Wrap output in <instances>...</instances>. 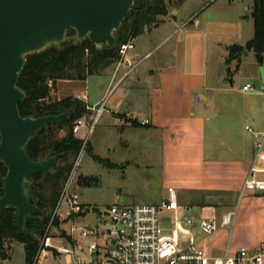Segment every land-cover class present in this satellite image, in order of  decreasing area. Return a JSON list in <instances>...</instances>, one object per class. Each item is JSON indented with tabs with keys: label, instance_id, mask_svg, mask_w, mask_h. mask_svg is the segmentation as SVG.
<instances>
[{
	"label": "crops",
	"instance_id": "crops-1",
	"mask_svg": "<svg viewBox=\"0 0 264 264\" xmlns=\"http://www.w3.org/2000/svg\"><path fill=\"white\" fill-rule=\"evenodd\" d=\"M254 4L255 0H229L218 5L207 1L193 13L184 15L180 9H177V13L172 9L171 13L158 15L156 22L130 39L138 43H133L124 57L100 73L109 75V80L102 96L93 105L88 101V93L68 94L86 103L88 110L81 118L87 120L95 115L94 110L88 107L107 100L106 95L114 90V98L108 99L106 111L114 117L113 124L122 130L137 120L135 126L156 131L164 143L170 140L174 145L177 139L181 140L179 137L187 133L188 145L193 146L194 152L200 156L196 168L200 171L201 163L202 169L204 164L208 169V181L201 183L199 188L214 189L220 194L230 193L235 197L232 204L227 206L229 209L234 206L236 211L231 228L223 227L201 237L191 231L203 249L217 256L225 254L227 249L233 253L239 247L255 248L264 244V237L260 234L264 228V190L241 195L255 154V138L246 127L264 132V92L242 91L246 83L260 88L264 84L261 70L264 63L258 62L253 50L245 48L255 32L251 16ZM234 44L244 49L227 62L229 47ZM155 49H162L159 57L146 61L138 69ZM251 54L253 59L244 62L243 58ZM246 63L250 67L243 71ZM235 68L236 72L233 71ZM241 71L247 72L248 80L239 86L238 73ZM236 78L238 84L235 86ZM81 81L87 82L88 78ZM226 81L231 83V88L223 86ZM57 82L69 84L77 81ZM222 94L225 96L221 102ZM233 98L239 103L231 104ZM216 101L223 103V106H218ZM106 111L98 118L103 117ZM222 113L224 117H220ZM143 120L149 122L144 125ZM208 125L212 129L207 134ZM195 130L199 134H195ZM193 177L196 178L195 175ZM181 203L183 199L177 196L178 208ZM79 215L69 219L70 227L76 224ZM65 230L63 239L67 240V244L83 250L84 244L79 238L85 237L78 232L79 235L76 233L72 237L67 234L69 229ZM86 239L90 242V238ZM17 243L25 248L19 241L11 242L6 248V254H10L2 262L12 257ZM48 250L45 254H48ZM63 255L67 264H71V256Z\"/></svg>",
	"mask_w": 264,
	"mask_h": 264
},
{
	"label": "rangeland",
	"instance_id": "rangeland-1",
	"mask_svg": "<svg viewBox=\"0 0 264 264\" xmlns=\"http://www.w3.org/2000/svg\"><path fill=\"white\" fill-rule=\"evenodd\" d=\"M166 1L167 13H171L172 9L175 10L174 13H177V9H180V13L184 15L197 11L207 1L215 5L229 2V0ZM152 24L147 25V27ZM71 38L72 36L69 37V39ZM130 41L132 44L136 42L134 40ZM162 49H155L151 53L152 56L149 55L150 57L147 60H143L138 69L143 67L146 61L157 59ZM139 58H135L134 62ZM251 59H253V54L243 58L244 62H249ZM249 67V64L246 63L243 71L246 68L249 69ZM233 71L236 72L237 69L235 68ZM238 79L239 86H242L248 80L247 72H239ZM108 80L109 75L107 74H94L88 77L87 82L78 80L76 83L71 82L69 84L63 82L52 83L50 85V100L64 98L68 94L82 95L88 93V101L93 105L102 96L103 88ZM235 80L234 84L236 86L238 84L237 78ZM223 86L226 88L232 87L229 81H226ZM257 88L260 89L258 86ZM114 95V90L109 95L107 94V101L110 97L113 99ZM224 96L222 94L221 102ZM234 100L235 98L230 101L231 104L239 103ZM221 102L216 101L218 106H223ZM94 113L95 111H93ZM220 117H224L223 113ZM93 118L94 116L92 119L85 120L91 123ZM113 119L114 117L109 111H106L103 117L97 118L84 150L70 157L75 169L69 190L71 193L79 195L80 203L86 208V211L81 213L76 221L78 226L93 227L99 225V223L100 226H103L105 223H101L100 214L114 203L120 205L155 204L161 206L163 201L168 199L169 186H172L177 196L183 199V203L177 209L178 217L180 219L193 217L195 222L190 226V229L198 237L208 236L200 228V222L203 218H212L221 223L223 214L235 209L233 205L231 209L227 207L235 200L233 194H220L214 189L199 188L201 183L208 181V169L205 164L204 169H202L203 164L201 165V163H199L201 170L199 171L196 168L200 156L194 152L193 146L188 145L187 133L179 137L181 140L177 139V143L174 145L170 140L168 143H164L159 133L148 130L147 127L140 128L131 123L126 130H122L120 126L113 124ZM211 129L212 127L208 125L207 134ZM85 132L87 130L83 128L82 133L85 134ZM194 133L199 134L196 130ZM48 134L46 145L50 147L56 140L65 137L67 131L54 127L48 131ZM194 137L195 135H193ZM47 152H50V148ZM97 156L101 157L103 161L98 160ZM76 160H79L78 165L75 164ZM194 164L195 168L193 167ZM191 175L192 177H190ZM194 175L196 178L193 177ZM200 175L203 177L199 178ZM260 176L264 178V174ZM67 210L68 203L64 199L58 209V215L62 218L58 224L54 221L50 230L52 237L57 240L63 239L65 229L70 228L71 223L69 222L70 218H67ZM175 214L174 209L164 208L161 211L160 221L165 233L172 232ZM76 216L74 215L71 218ZM260 234L261 237H264V228ZM77 235L79 234L77 233ZM79 240L84 244V249L79 250L76 248L75 254L80 256L84 262H72L71 264H94L85 261L89 258V240L86 238H79ZM71 248L73 247L71 246ZM54 250L50 248L48 254H41L39 259L36 260L37 262L33 264H67L65 256ZM9 254L7 253V256ZM1 264H27L25 248L17 243L12 251V257L4 262L1 261Z\"/></svg>",
	"mask_w": 264,
	"mask_h": 264
},
{
	"label": "trees",
	"instance_id": "trees-1",
	"mask_svg": "<svg viewBox=\"0 0 264 264\" xmlns=\"http://www.w3.org/2000/svg\"><path fill=\"white\" fill-rule=\"evenodd\" d=\"M167 12L166 0H153V5L149 9L145 8V0H134L121 28L115 31L117 42L114 48H97L88 38L78 42L75 39V30L69 29L68 39L63 44L50 45L40 52L27 55L26 64L18 81V86L27 95V98L19 103L21 115L38 117L70 111L60 121L43 126L26 147L30 157L35 160H44L56 153L64 152L52 171L37 174L34 176L33 183L26 184L30 201L39 206L45 216L39 213L30 214L25 219V226L41 239L46 233L60 200L63 186L73 168L70 157L78 154L82 146V139L73 132L74 122L88 110L86 103L73 95L50 100L49 82L52 81L55 84L59 80H85L90 75L100 74L110 64L121 59L119 51L121 44L143 33L147 25L156 22L158 15ZM251 16L254 19L255 32L245 48L253 50L258 62L263 64L264 0H255ZM71 36L72 38L69 39ZM243 49L244 47L241 45H231L227 62L236 58ZM133 122L138 124L137 120H133ZM54 127L66 130L67 134L48 147L46 145L48 131ZM49 148L50 152H47ZM96 158L103 161L101 157L97 156ZM7 172V167L0 161V196L3 194V181ZM54 221L58 224L60 218L56 216ZM13 241H19L25 245L27 264L36 262L41 240L19 234L17 210L14 207H7L0 215V255L2 260L7 257V245L9 246Z\"/></svg>",
	"mask_w": 264,
	"mask_h": 264
},
{
	"label": "water",
	"instance_id": "water-1",
	"mask_svg": "<svg viewBox=\"0 0 264 264\" xmlns=\"http://www.w3.org/2000/svg\"><path fill=\"white\" fill-rule=\"evenodd\" d=\"M133 4L134 0H0V161L8 169L0 196V215L7 207L16 208L21 235L41 240L25 226L28 215L45 216L30 201L26 184L33 183L35 175L52 171L64 155L60 152L35 160L28 154L27 144L43 126L70 113L21 115L19 103L27 95L18 81L27 55L63 44L69 29L75 30L78 42L88 38L97 48H114L115 31L121 28ZM152 5L153 0H145L146 9ZM261 70L264 74L263 67Z\"/></svg>",
	"mask_w": 264,
	"mask_h": 264
},
{
	"label": "built area",
	"instance_id": "built-area-1",
	"mask_svg": "<svg viewBox=\"0 0 264 264\" xmlns=\"http://www.w3.org/2000/svg\"><path fill=\"white\" fill-rule=\"evenodd\" d=\"M133 47L131 41L120 46L121 58ZM52 81L49 82V86ZM242 91L250 93L264 92V84L258 89L252 83L242 86ZM107 107V100L88 107L95 111L93 121L88 123L84 118L74 122L73 132L82 139L80 152L86 147L89 134L92 132L94 123ZM149 120H143L147 124ZM86 128L87 132L82 133ZM255 138V154L250 165L246 179L244 180L241 195L247 191L264 190V132L254 130L251 126L246 127ZM76 165L79 160H76ZM72 168L67 181L63 187L60 200L48 224L46 233L40 242V250L37 259L45 254L47 249H55L60 253L71 256L72 262H84L80 256H76L75 247L71 248L67 240L55 239L50 234L55 217L61 202L66 199L68 203L67 218L79 215L86 211V208L79 201L77 193L70 192L71 181L74 176ZM169 196L161 206L155 204L120 205L114 203L105 211L101 212V223L93 227L71 225L68 235L74 237L78 232L82 237L90 238L88 245L89 258L85 260L94 264H264V244L255 248L239 247L233 253L227 249L225 254L211 255L197 242L190 230L195 222L193 217L180 219L177 215V193L173 187L168 188ZM174 209V228L171 233H165L161 226L160 214L164 209ZM236 211H229L224 214L221 223L212 218H203L200 222L201 230L211 235L220 228H231L234 224ZM63 237H65L63 235Z\"/></svg>",
	"mask_w": 264,
	"mask_h": 264
}]
</instances>
